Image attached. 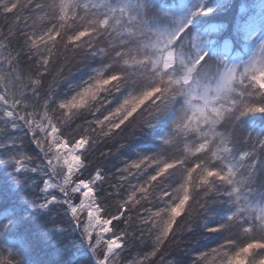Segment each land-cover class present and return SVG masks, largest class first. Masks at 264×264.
Segmentation results:
<instances>
[{"label":"snow or ice","instance_id":"6c2138e0","mask_svg":"<svg viewBox=\"0 0 264 264\" xmlns=\"http://www.w3.org/2000/svg\"><path fill=\"white\" fill-rule=\"evenodd\" d=\"M246 7L237 31H264V11L257 19ZM0 17V155L37 174L48 193L38 207L60 204L97 264H165V243L220 199L225 218L206 231L224 238L192 264H264V183L259 201L252 193L264 137L240 128L264 113V44L240 67L210 70L202 38L161 26L163 5L145 0H0ZM70 55L86 72L69 92ZM160 117L170 127L157 151L122 153L114 172L108 153L90 159L129 125L152 129ZM30 152L41 160L31 168ZM0 264L21 261L0 246Z\"/></svg>","mask_w":264,"mask_h":264},{"label":"trees","instance_id":"16d2710c","mask_svg":"<svg viewBox=\"0 0 264 264\" xmlns=\"http://www.w3.org/2000/svg\"><path fill=\"white\" fill-rule=\"evenodd\" d=\"M160 1L164 4L166 11L167 8L175 9L178 6L174 5L177 0ZM238 2L240 5H247L249 1L238 0ZM228 3L229 1H226L221 6H229ZM5 24V19L0 17V32L6 31ZM76 77L77 75L65 76L61 90L68 91V88H71L70 86L78 80ZM161 122L160 124H164L163 121ZM154 133L156 129L125 130L109 140L107 145H102L90 159L98 161L101 159V151L108 153V158L103 162L106 168L114 172V166L126 158L122 153L131 156L139 151L147 153L157 151L160 145L157 146L158 142L153 136ZM13 135L22 136L23 133L17 130ZM121 145L124 147L122 148ZM30 154L34 156V162L29 168L39 165L40 157L32 152ZM6 159V155H0V246L15 252L21 264H96L92 246L81 235L80 229L65 214L60 204L49 205L48 208L38 207L39 203L48 198V194H42L41 188L37 187L40 184L37 174L29 170H25L22 174H15L14 164L4 163ZM104 187L107 188L108 184ZM216 216L218 219L211 217L201 222L197 212H193L191 217L193 223L189 225L192 228L191 231L178 234L171 244L166 242L162 247L165 264L172 260H176V264H192L200 253L216 247L224 237V233L217 232L210 236L212 233L206 231L207 228L222 223L221 214ZM177 219L178 222L184 223L181 217ZM15 222L17 225L13 226ZM56 223L60 226L55 227ZM174 230H176L175 225Z\"/></svg>","mask_w":264,"mask_h":264},{"label":"rangeland","instance_id":"374dc122","mask_svg":"<svg viewBox=\"0 0 264 264\" xmlns=\"http://www.w3.org/2000/svg\"><path fill=\"white\" fill-rule=\"evenodd\" d=\"M226 1H229V6H221V4ZM248 1L249 2H247V5H240L238 0H177V2L174 3V5H178L175 9H172L171 7L167 8L166 11L165 7L163 6V12L167 18L165 19L162 17L157 21V23L168 28L170 31H176L185 25H188L189 35L199 36L202 38L203 44L200 46V50L206 51L208 53V65L206 67H208L210 70H214L216 67L222 66L240 67L246 63L251 55L259 49L261 44H264V31H261L259 27L254 32H246L244 35H241L240 32L237 31L238 26L242 28V13L248 11L246 6H251L253 15L257 17V19L260 18L261 12L264 11V5L260 3V0ZM145 2H150L156 6L164 5L160 0H145ZM201 8H212L213 11L210 13L198 12V10ZM220 44L222 45L218 46ZM195 55L196 53L193 51V59L195 58ZM80 60L81 58L79 56H77L75 59H72L70 55L69 62L64 68V75L70 77L77 75L76 78L78 80L81 79L83 74L86 72V68L84 67L83 63L80 62ZM65 76L63 78H65ZM78 80L75 82V84L78 82ZM68 89L70 92L71 88ZM112 106L115 107V103ZM241 119L243 122L241 123L240 128L247 137H250L253 140L259 137H264V113H249ZM161 121H163L164 124H160L162 123ZM169 127L170 121L166 117H160V119H158L153 125L152 129H156V133H154L153 136L156 138L162 135L168 131ZM132 128L135 127L129 125L126 131H129ZM130 136L131 135H129V137ZM132 136H134V134H132ZM156 140L158 142L157 146H159L160 140L157 138ZM10 164L14 163L10 162ZM13 171L14 173L16 172L14 169ZM15 174L19 173L16 172ZM260 175H264V170L258 169L257 180L252 188L253 198L257 201L260 200L259 186L261 183H264V177H260ZM40 192L42 191L40 190ZM44 193L48 194L47 192H42V194ZM225 210L226 205L224 200L220 199L217 203H210L208 206V211L199 212L197 217L199 216L198 219L201 222H205L211 217L218 219L216 214H221V221L223 222L225 218ZM15 225H17V222H15L13 226ZM212 235L215 234H210V236ZM223 238H221V240ZM237 264H239V262H237Z\"/></svg>","mask_w":264,"mask_h":264}]
</instances>
